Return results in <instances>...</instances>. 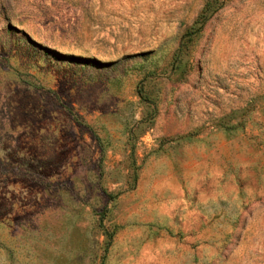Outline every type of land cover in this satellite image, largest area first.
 I'll list each match as a JSON object with an SVG mask.
<instances>
[{
  "label": "rangeland",
  "instance_id": "rangeland-1",
  "mask_svg": "<svg viewBox=\"0 0 264 264\" xmlns=\"http://www.w3.org/2000/svg\"><path fill=\"white\" fill-rule=\"evenodd\" d=\"M0 264H264V0H0Z\"/></svg>",
  "mask_w": 264,
  "mask_h": 264
}]
</instances>
